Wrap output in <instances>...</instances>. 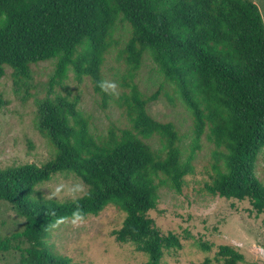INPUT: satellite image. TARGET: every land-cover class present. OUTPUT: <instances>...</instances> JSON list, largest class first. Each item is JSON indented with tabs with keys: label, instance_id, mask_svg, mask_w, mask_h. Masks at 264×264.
<instances>
[{
	"label": "trees",
	"instance_id": "trees-1",
	"mask_svg": "<svg viewBox=\"0 0 264 264\" xmlns=\"http://www.w3.org/2000/svg\"><path fill=\"white\" fill-rule=\"evenodd\" d=\"M118 23L130 37L118 60L129 68V94L119 101L130 128L90 132L89 120L65 99L37 103V129L55 148L52 160L0 169V202L12 206L24 229L0 238V251H17V264H70L52 251L53 226L63 219L98 216L108 205L125 213L112 235L147 255L140 264H162L164 251L182 248L178 235H163L149 213L156 209V180L181 191L192 166L182 160L180 135L172 122L148 112L161 89L143 94L134 83L145 54L191 110L196 137L209 130L223 168L205 190L212 196L247 200L264 216V184L255 175L264 148V20L252 0H0V79L12 69L16 93L29 95L31 67L55 61L49 84H61L72 71L91 79L107 99L101 68L115 45ZM27 101L26 98H24ZM158 137L161 149L146 139ZM198 147V146H197ZM72 173L88 190L58 202L36 188L56 173ZM163 177V180L162 178ZM203 251L211 245L202 243ZM212 261L241 264L244 255L220 245Z\"/></svg>",
	"mask_w": 264,
	"mask_h": 264
},
{
	"label": "rangeland",
	"instance_id": "rangeland-1",
	"mask_svg": "<svg viewBox=\"0 0 264 264\" xmlns=\"http://www.w3.org/2000/svg\"><path fill=\"white\" fill-rule=\"evenodd\" d=\"M254 1L263 16L264 0ZM130 27L118 23L114 31L115 45L105 56L101 68L107 99L95 92L90 78L76 79L72 71L61 84L50 87V76L55 61L41 62L31 67L29 95L16 93L12 69L5 66V76L0 79V169L34 164L38 167L52 160L55 148L37 129V103L45 98L65 99L89 120L90 132L106 135L111 127L130 128L119 101L129 94V68L118 60L119 52L130 37ZM134 83L143 94L161 89L159 99L148 107L149 114L160 122H172L180 135L182 160L192 169L184 177L181 191L167 183L158 184L156 209L149 213L156 228L163 235H178L182 248L164 251L162 264H202L213 259L220 245H229L244 255L241 264H264V216L256 215L250 203L212 196L205 190L215 175V166L223 168L217 160L218 151L206 129L197 138L194 117L183 99L159 72L151 56H144ZM114 85V87H113ZM27 99V101L24 100ZM154 149H161L158 137L146 139ZM198 146V147H197ZM255 175L264 184V148L255 164ZM163 180V177H161ZM88 188L72 173H56L51 180L40 184L36 191L43 197L64 202L83 197ZM125 213L114 205L106 206L98 216L84 219H63L51 230L49 243L52 251L70 260V264H140L146 254L136 250L132 243L116 242L112 232L122 226ZM24 229V220L6 202H0V238ZM211 245L203 251L200 245ZM56 253V254H57ZM20 253L0 251V264H17ZM210 264H222L212 261Z\"/></svg>",
	"mask_w": 264,
	"mask_h": 264
},
{
	"label": "clouds",
	"instance_id": "clouds-1",
	"mask_svg": "<svg viewBox=\"0 0 264 264\" xmlns=\"http://www.w3.org/2000/svg\"><path fill=\"white\" fill-rule=\"evenodd\" d=\"M113 87H114V85H113Z\"/></svg>",
	"mask_w": 264,
	"mask_h": 264
}]
</instances>
